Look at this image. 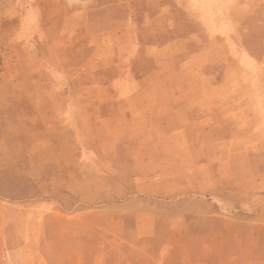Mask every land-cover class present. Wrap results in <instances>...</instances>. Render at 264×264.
Listing matches in <instances>:
<instances>
[{"label":"rangeland","instance_id":"rangeland-1","mask_svg":"<svg viewBox=\"0 0 264 264\" xmlns=\"http://www.w3.org/2000/svg\"><path fill=\"white\" fill-rule=\"evenodd\" d=\"M0 264H264V0H0Z\"/></svg>","mask_w":264,"mask_h":264},{"label":"bare ground","instance_id":"bare-ground-1","mask_svg":"<svg viewBox=\"0 0 264 264\" xmlns=\"http://www.w3.org/2000/svg\"><path fill=\"white\" fill-rule=\"evenodd\" d=\"M201 2V1H200ZM208 10V9H207ZM208 12H209V10H208ZM79 14V13H78ZM78 17V16H77ZM86 17V16H85ZM81 19V18H80ZM83 24H84V22H82ZM131 23V22H130ZM130 33V32H129ZM101 34H103V33H101ZM228 37V36H227ZM118 38V37H117ZM130 38V37H129ZM132 39V38H131ZM113 41V40H112ZM119 41H121V40H119ZM117 44V43H116ZM126 44V43H125ZM204 44V43H203ZM118 45V44H117ZM138 47V46H137ZM218 47V46H217ZM100 48V47H99ZM156 48V47H155ZM118 49V48H117ZM121 50V49H120ZM218 50V49H217ZM211 54V53H210ZM234 57V56H233ZM195 58V57H194ZM249 61V60H248ZM250 65V64H249ZM197 69V68H196ZM254 72V71H253ZM252 72V73H253ZM238 75V74H237ZM203 80V79H202ZM260 81V80H259ZM250 83V82H249ZM232 84V83H231ZM204 85V84H203ZM212 86V85H211ZM234 86H236V85H234ZM256 87V86H255ZM212 88V87H211ZM250 90V89H249ZM203 91V90H202ZM214 91V90H213ZM246 92V91H245ZM256 92H258V91H256ZM236 93H238V92H236ZM213 94V93H212ZM211 94V95H212ZM246 94V93H245ZM216 95V94H215ZM247 97V96H246ZM207 99V98H206ZM259 99H260V97H259ZM262 100V99H261ZM248 102V101H247ZM206 104V103H205ZM229 104V103H228ZM239 104V103H238ZM226 105H227V103H226ZM234 110V109H233ZM217 149V148H216ZM228 149V148H227ZM25 241V240H24ZM28 242V241H27ZM26 243V242H25ZM116 251V250H115Z\"/></svg>","mask_w":264,"mask_h":264}]
</instances>
